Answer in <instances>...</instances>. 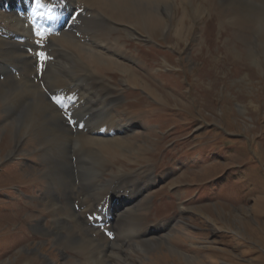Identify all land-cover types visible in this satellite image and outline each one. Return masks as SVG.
Here are the masks:
<instances>
[{
    "label": "rangeland",
    "instance_id": "374dc122",
    "mask_svg": "<svg viewBox=\"0 0 264 264\" xmlns=\"http://www.w3.org/2000/svg\"><path fill=\"white\" fill-rule=\"evenodd\" d=\"M216 1L169 0L171 13L160 9L159 24L148 30L105 17L96 22L102 38L115 27L110 41L139 57L119 60L140 83L132 86L119 69L93 75L95 86L110 84L111 102L97 103L124 126L126 144L107 158L102 182L121 171L109 185L119 196L135 183L134 209L144 216L141 226L152 228L126 238L142 228L132 229L127 212L116 219L120 240L112 228L104 233L122 248L112 246L106 264H264V29L234 23ZM25 108L8 117L0 106V264H104L101 254L95 260L59 245L66 232L52 231L41 201L46 164L32 143L10 155ZM77 154L84 184L101 160ZM38 222L47 230L37 233Z\"/></svg>",
    "mask_w": 264,
    "mask_h": 264
},
{
    "label": "bare ground",
    "instance_id": "6f19581e",
    "mask_svg": "<svg viewBox=\"0 0 264 264\" xmlns=\"http://www.w3.org/2000/svg\"><path fill=\"white\" fill-rule=\"evenodd\" d=\"M57 1L63 3V9L50 10L47 6H39L36 10V20L44 21L47 27L45 35L38 37L32 33L34 28L28 14L14 11L29 6L31 0H0V76H3L0 78V106L6 110L8 117L26 107L24 117L17 126L10 155L18 154L22 145L31 142L38 158L45 162L47 184L41 201L48 209L47 214L53 217L52 231L59 230L58 234H61L60 230L65 229L64 236L59 237L61 248H76L88 254L86 257L96 255L95 260L97 254H101L106 264L110 248L114 245L115 248H122L115 242L121 237L120 228L113 229L116 219L127 212L124 217L129 222L134 221L132 229L142 228L131 230L124 236L126 238L148 236L152 228L141 226L144 216L140 214L138 218L134 209L135 195L140 192L135 183L127 182L123 188L128 192L119 196L109 185L121 171L111 173V179L106 178L102 182L103 173L111 167V160L107 158H112L124 144L121 136L124 126L110 118V108L105 109L103 104L97 103L101 97L103 102H111L112 93L106 80H100L95 86L93 75L119 69L132 86L140 83L134 72L119 60L128 55L133 60L139 57L128 54L117 38L114 42L110 41L115 27L102 38L96 22L105 17L114 21V25L127 23L131 27L148 30L159 24L160 9H166L167 15L171 9H168L169 0ZM216 2L220 3L219 10L234 23H247L264 29V0ZM6 5L12 6L9 12L3 9ZM182 28L178 27L177 35ZM44 49L49 56L41 60L38 53ZM249 51V57L256 61L257 55ZM68 59L73 62L72 68L67 66ZM104 88H107L106 95L102 96ZM94 92L98 93L96 98ZM52 97L56 102H52ZM9 125L15 127L13 122ZM78 150L96 155L101 160L91 172L90 180L84 184L80 180L81 167L74 162L75 155H79ZM83 186L86 189L92 187V191L84 192ZM87 214L103 216L105 227L99 221L89 222ZM35 226L37 233L47 230L39 222ZM106 227L114 230V242L105 234ZM146 241L152 244L150 240Z\"/></svg>",
    "mask_w": 264,
    "mask_h": 264
},
{
    "label": "snow or ice",
    "instance_id": "6c2138e0",
    "mask_svg": "<svg viewBox=\"0 0 264 264\" xmlns=\"http://www.w3.org/2000/svg\"><path fill=\"white\" fill-rule=\"evenodd\" d=\"M37 2L39 3V0H37ZM37 35H41V33H37ZM39 57L41 60H43L45 58L44 54L43 53H38Z\"/></svg>",
    "mask_w": 264,
    "mask_h": 264
}]
</instances>
